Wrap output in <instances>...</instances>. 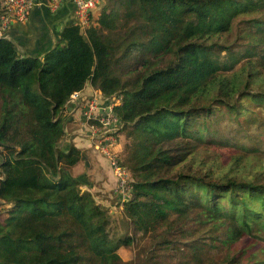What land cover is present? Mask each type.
I'll return each instance as SVG.
<instances>
[{
	"label": "trees",
	"instance_id": "16d2710c",
	"mask_svg": "<svg viewBox=\"0 0 264 264\" xmlns=\"http://www.w3.org/2000/svg\"><path fill=\"white\" fill-rule=\"evenodd\" d=\"M88 85L120 100L119 239L60 148ZM263 127L264 0H108L42 59L0 39V264H264Z\"/></svg>",
	"mask_w": 264,
	"mask_h": 264
},
{
	"label": "rangeland",
	"instance_id": "374dc122",
	"mask_svg": "<svg viewBox=\"0 0 264 264\" xmlns=\"http://www.w3.org/2000/svg\"><path fill=\"white\" fill-rule=\"evenodd\" d=\"M105 1L108 0H101L100 5L92 13V24H95V19L100 13L101 2L103 3ZM87 88L89 91L92 90L91 95L88 97L89 100L100 98L99 94H95L97 93L95 92L96 90H93L90 85H88ZM74 112L75 111L69 110V108L64 112L63 117H66V119L72 117L73 120L66 124L67 135L61 140L60 148H62L65 143H70L80 150L83 158L76 166L70 169V173L73 176H83L87 178L90 184H81V189L89 193L97 205L110 215L111 237L119 239L124 235V231L128 226L127 220L123 217V203L126 202L125 199L127 196H124L126 193L123 192L124 188L121 187V180L122 178H126L128 184H130L132 180L129 170L122 166L123 159L125 158L126 136L124 133L118 132L117 137H114V139H111L110 142L105 145L104 140H109L103 138V133L96 132L87 125H82ZM250 130L251 133L257 134L258 132H264V127L260 130L256 128H250ZM242 136V134H239V137ZM258 139L261 143H258L257 148L264 150V135L258 136ZM244 143H248L249 146L252 145V142H248V140H244ZM131 197L132 195L127 199ZM136 251V247L132 245L126 248L121 247L118 254L126 264H129V262L134 259Z\"/></svg>",
	"mask_w": 264,
	"mask_h": 264
},
{
	"label": "built area",
	"instance_id": "2783aa9c",
	"mask_svg": "<svg viewBox=\"0 0 264 264\" xmlns=\"http://www.w3.org/2000/svg\"><path fill=\"white\" fill-rule=\"evenodd\" d=\"M62 0H50L49 6L51 10H55ZM75 6V14L77 24L86 29L90 26V19L92 13L100 5L101 0H71ZM37 5L35 0H1L2 14L0 16V29L6 30L11 23L26 21L31 11ZM80 93H75L70 100V103L79 108L81 117L85 124L96 132L103 133L105 145L111 139L117 137V133L121 129V124L118 117L115 115V107L120 103V100L113 99L112 101H105L103 98L91 99L86 104L80 105ZM121 187L127 198L132 195V186L128 184L126 178H122ZM123 196V197H124ZM125 199L126 201L128 199ZM124 200V199H123Z\"/></svg>",
	"mask_w": 264,
	"mask_h": 264
},
{
	"label": "crops",
	"instance_id": "0c3cea01",
	"mask_svg": "<svg viewBox=\"0 0 264 264\" xmlns=\"http://www.w3.org/2000/svg\"><path fill=\"white\" fill-rule=\"evenodd\" d=\"M74 7L71 0H62L55 10H51L49 4L40 1L26 21L11 23L4 31L0 29V39L12 42L23 58L42 59L55 47L62 30L71 24H77ZM91 93L92 90L89 91L86 87L80 93L78 103L86 104ZM69 110L75 111L82 125L86 126L77 106L69 107Z\"/></svg>",
	"mask_w": 264,
	"mask_h": 264
},
{
	"label": "water",
	"instance_id": "95a60500",
	"mask_svg": "<svg viewBox=\"0 0 264 264\" xmlns=\"http://www.w3.org/2000/svg\"><path fill=\"white\" fill-rule=\"evenodd\" d=\"M71 100V99H70ZM70 102V101H69Z\"/></svg>",
	"mask_w": 264,
	"mask_h": 264
}]
</instances>
